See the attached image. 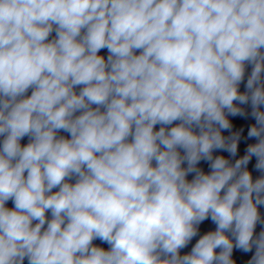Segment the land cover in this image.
<instances>
[{"label":"clouds","instance_id":"clouds-1","mask_svg":"<svg viewBox=\"0 0 264 264\" xmlns=\"http://www.w3.org/2000/svg\"><path fill=\"white\" fill-rule=\"evenodd\" d=\"M262 208L264 0H0V264H264Z\"/></svg>","mask_w":264,"mask_h":264}]
</instances>
